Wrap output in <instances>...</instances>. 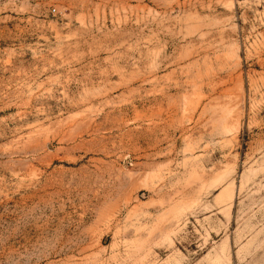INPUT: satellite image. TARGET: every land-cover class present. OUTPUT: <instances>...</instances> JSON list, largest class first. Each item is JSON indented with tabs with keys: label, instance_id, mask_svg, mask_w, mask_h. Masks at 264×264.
<instances>
[{
	"label": "rangeland",
	"instance_id": "obj_1",
	"mask_svg": "<svg viewBox=\"0 0 264 264\" xmlns=\"http://www.w3.org/2000/svg\"><path fill=\"white\" fill-rule=\"evenodd\" d=\"M0 264H264V0H0Z\"/></svg>",
	"mask_w": 264,
	"mask_h": 264
}]
</instances>
